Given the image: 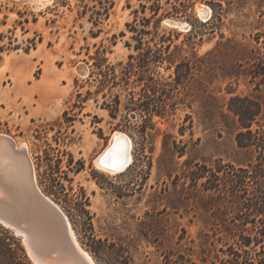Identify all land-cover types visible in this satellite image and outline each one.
<instances>
[{
    "label": "rangeland",
    "instance_id": "1",
    "mask_svg": "<svg viewBox=\"0 0 264 264\" xmlns=\"http://www.w3.org/2000/svg\"><path fill=\"white\" fill-rule=\"evenodd\" d=\"M29 1L0 0V132L27 143L39 187L68 218L76 208L89 212L69 220L95 263L119 246L129 264H163L168 251L195 259L213 217L193 185L194 164L254 157L236 143L229 98L257 99L252 127L264 129V86L252 89L241 56L263 25L264 2ZM161 44H170L164 59ZM103 48L115 79L97 68L89 76L90 56ZM115 95L113 117L106 106ZM117 131L130 139L132 159L112 174L94 160ZM99 239L115 246L104 254Z\"/></svg>",
    "mask_w": 264,
    "mask_h": 264
},
{
    "label": "trees",
    "instance_id": "2",
    "mask_svg": "<svg viewBox=\"0 0 264 264\" xmlns=\"http://www.w3.org/2000/svg\"><path fill=\"white\" fill-rule=\"evenodd\" d=\"M223 0H218L222 9ZM227 3L232 0H224ZM264 0H258L260 6ZM155 11V10H154ZM264 16V9L261 12ZM96 22H100L98 19ZM135 37V36H134ZM134 49L139 50L142 37H136ZM253 43L242 46L241 56L246 62L244 75L253 90L264 86V18L263 25L253 34ZM129 45V44H128ZM243 45V44H242ZM170 44H161L157 49L158 58H163L162 50H168ZM105 49L96 50L91 63L89 76L93 68L100 69L105 80L115 79L113 67L107 64ZM133 58V54L129 55ZM144 62V61H143ZM107 68L102 70V66ZM179 72H177L178 74ZM179 75V74H178ZM80 95V93H78ZM114 102L106 108L115 117L119 111L120 98L115 95ZM228 108L236 116L239 129L235 140L239 147L249 148L254 157L245 164L223 162L221 159L210 164H194L191 179L195 187L200 184L211 206L213 217L209 231L204 232L200 250L195 259L184 253L168 251L163 255V264H264V129L253 128L260 114L261 107L251 94L234 95L228 100ZM200 181V182H199ZM84 204H88L85 193L82 195ZM70 213V214H69ZM71 220L89 212L76 208L69 212ZM90 219V217H87ZM8 238V241H7ZM104 254L113 242L96 240ZM96 251V250H95ZM103 264H129L128 251L119 246ZM0 264H32L19 236L0 224Z\"/></svg>",
    "mask_w": 264,
    "mask_h": 264
},
{
    "label": "water",
    "instance_id": "3",
    "mask_svg": "<svg viewBox=\"0 0 264 264\" xmlns=\"http://www.w3.org/2000/svg\"><path fill=\"white\" fill-rule=\"evenodd\" d=\"M78 72L83 74L85 67ZM0 224L21 238L34 264H95L77 245L68 216L39 187L27 146L3 132Z\"/></svg>",
    "mask_w": 264,
    "mask_h": 264
},
{
    "label": "bare ground",
    "instance_id": "4",
    "mask_svg": "<svg viewBox=\"0 0 264 264\" xmlns=\"http://www.w3.org/2000/svg\"><path fill=\"white\" fill-rule=\"evenodd\" d=\"M51 2V0H32L29 2H32L36 8ZM49 2V3H50ZM198 8H201L200 6ZM200 13H203L204 16H207L210 14V9L209 8H202L199 10ZM118 134L117 132H114L111 135L110 141L108 142L107 147L99 152V154L95 157V164L96 166L108 173H116V172H121L125 168V166L129 165L132 159V143L130 139L127 138L125 134ZM17 144H23L27 146V143L20 141H17ZM28 150V147H27ZM29 153V151H28ZM30 156V154H29ZM34 166V164H33ZM73 230V228H72ZM73 235L75 237V241L79 247L83 250V252L95 263L91 255L81 246V243L79 242L74 230H73ZM96 264V263H95Z\"/></svg>",
    "mask_w": 264,
    "mask_h": 264
}]
</instances>
